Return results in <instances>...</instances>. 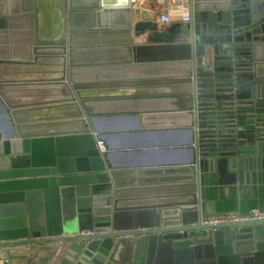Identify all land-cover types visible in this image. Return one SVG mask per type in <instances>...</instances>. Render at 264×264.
Masks as SVG:
<instances>
[{"label": "water", "instance_id": "1", "mask_svg": "<svg viewBox=\"0 0 264 264\" xmlns=\"http://www.w3.org/2000/svg\"><path fill=\"white\" fill-rule=\"evenodd\" d=\"M157 2L52 0L45 39L0 0V264H264V221L208 225L199 198L209 171L264 182V0H191L186 26ZM116 112L185 129L186 184L125 179Z\"/></svg>", "mask_w": 264, "mask_h": 264}, {"label": "crops", "instance_id": "2", "mask_svg": "<svg viewBox=\"0 0 264 264\" xmlns=\"http://www.w3.org/2000/svg\"><path fill=\"white\" fill-rule=\"evenodd\" d=\"M52 6V0H34L32 11V21L34 22L32 23H34V29H36L37 24L40 26L45 39L52 38L51 33H49L53 30L55 22ZM169 13L177 18V23L186 26L189 23H183L182 18L186 15L191 16V6L189 2L179 3L177 6L171 7ZM9 19L6 21L8 31H20L17 25ZM114 22L115 24L110 27L111 29L121 28L117 20ZM121 38L114 33L111 39L112 42H115ZM79 41L85 42V38L79 36ZM135 42L142 44L143 41L136 40ZM33 74L31 73L32 77L26 78L28 81L24 83L33 84L36 82L33 80L36 76L33 77ZM4 76L6 74L2 77ZM8 76L10 79L18 78V75L12 72ZM13 83L19 84L17 81ZM33 92L32 89H27L26 96L29 97ZM9 95L14 96V90ZM3 110L4 108L0 103V125L6 126L9 123ZM110 118H112V124L108 121ZM174 121L177 122V118ZM98 123L102 128L112 129L113 134H119L113 138V142L118 148H123L122 152L125 153L115 155V159L119 160L118 163L122 165L125 171L130 172L125 179L135 180L138 183L136 187L161 189L162 187H175L187 183L186 180L190 174L182 169H185L184 167L190 159V153L185 145L184 128L180 126H172L167 129L151 127L149 121L145 122L143 119H139V115L136 113L129 112H116L100 119ZM174 150H178V152H173ZM202 190L208 215L248 214L264 210V182L247 183L246 180L241 182L239 179L234 180L225 177L219 172L209 171L204 175Z\"/></svg>", "mask_w": 264, "mask_h": 264}, {"label": "built area", "instance_id": "3", "mask_svg": "<svg viewBox=\"0 0 264 264\" xmlns=\"http://www.w3.org/2000/svg\"><path fill=\"white\" fill-rule=\"evenodd\" d=\"M137 0H131L132 4H136ZM191 2V0H158V5L160 6V11L156 16V22L159 26H171L177 23V18L173 17L169 13L171 7L177 6L179 3ZM189 15L183 16L182 22L189 23L191 21ZM202 196V187L200 188L199 198ZM247 221H264V210L254 211L248 214H237V213H228V214H216L209 215L205 219V223L208 225H220L228 223H238V222H247Z\"/></svg>", "mask_w": 264, "mask_h": 264}, {"label": "rangeland", "instance_id": "4", "mask_svg": "<svg viewBox=\"0 0 264 264\" xmlns=\"http://www.w3.org/2000/svg\"><path fill=\"white\" fill-rule=\"evenodd\" d=\"M129 119H132V118H129ZM109 122H111L112 124V118L108 119ZM110 134H112V131L109 132ZM173 152H178V150H174Z\"/></svg>", "mask_w": 264, "mask_h": 264}]
</instances>
